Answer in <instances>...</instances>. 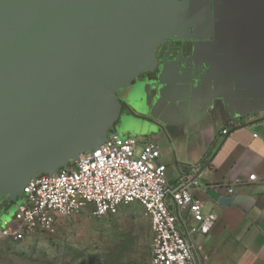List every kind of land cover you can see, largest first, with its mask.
<instances>
[{
  "label": "water",
  "instance_id": "obj_1",
  "mask_svg": "<svg viewBox=\"0 0 264 264\" xmlns=\"http://www.w3.org/2000/svg\"><path fill=\"white\" fill-rule=\"evenodd\" d=\"M192 1L0 0V197H23L30 179L69 169L68 160L105 142L114 91L150 68L159 41L192 38L185 26ZM214 4L213 41L194 44L186 58L164 53L156 77L134 83L126 96L156 123L124 117L115 131L150 140L210 123L212 88L233 119L264 110V10L252 0ZM200 60L202 79L193 75ZM153 88L163 118L148 106Z\"/></svg>",
  "mask_w": 264,
  "mask_h": 264
},
{
  "label": "built area",
  "instance_id": "obj_2",
  "mask_svg": "<svg viewBox=\"0 0 264 264\" xmlns=\"http://www.w3.org/2000/svg\"><path fill=\"white\" fill-rule=\"evenodd\" d=\"M221 133L228 134V128ZM159 156V147L149 141L109 132L103 144L82 153L69 169L30 179L22 188L23 201L0 229V238L18 243L32 235H54L63 219L84 211L113 216L135 204L150 222L151 264H196L185 234L200 231L202 204L192 194L194 181L189 178L176 187L167 184ZM257 180L255 174L248 176L249 182Z\"/></svg>",
  "mask_w": 264,
  "mask_h": 264
},
{
  "label": "crops",
  "instance_id": "obj_3",
  "mask_svg": "<svg viewBox=\"0 0 264 264\" xmlns=\"http://www.w3.org/2000/svg\"><path fill=\"white\" fill-rule=\"evenodd\" d=\"M138 140L159 147L157 162L165 165L170 187L184 177L194 181L191 192L202 204L204 221L199 232L185 235L196 264H264V110ZM250 174L258 180L249 182ZM10 201L0 197L2 213Z\"/></svg>",
  "mask_w": 264,
  "mask_h": 264
},
{
  "label": "rangeland",
  "instance_id": "obj_4",
  "mask_svg": "<svg viewBox=\"0 0 264 264\" xmlns=\"http://www.w3.org/2000/svg\"><path fill=\"white\" fill-rule=\"evenodd\" d=\"M115 132L139 134L119 128ZM22 201L12 198L10 219ZM151 240L149 219L138 205L108 217L84 211L61 220L54 235H32L18 243L0 238V264H151Z\"/></svg>",
  "mask_w": 264,
  "mask_h": 264
},
{
  "label": "flooded vegetation",
  "instance_id": "obj_5",
  "mask_svg": "<svg viewBox=\"0 0 264 264\" xmlns=\"http://www.w3.org/2000/svg\"><path fill=\"white\" fill-rule=\"evenodd\" d=\"M177 2H182L184 0H176ZM254 5L259 3L261 6L260 9L264 10V0H252ZM256 6H253V8ZM187 12L190 14L185 26L187 31L191 35V39L189 38H165L159 41L153 49V59L150 65V68L137 77H135L128 87L119 88L114 91L116 103H117V111L116 117L112 124V131L114 127L122 120L124 117H132L140 120H148L152 123H156L153 119L148 116L139 114L132 107L128 106L125 102L126 96L130 92L132 86L136 82H142L144 80H153L156 77V73L160 68V61L163 59V54L167 53V60H171L172 58L177 57L179 52L182 53V56L186 58L193 50L194 44L210 42L214 39V25H215V4L214 0H193L187 7ZM263 12V11H262ZM186 35V33H183ZM188 36V35H187ZM196 37V38H195ZM197 70L193 73L196 78H203L204 71L207 67L202 60L197 62ZM191 77V74L189 75ZM199 80V79H198ZM215 90L212 88V98L213 105L215 108L210 111V122L212 123H229L231 121L237 120L230 117L229 110H222L219 100L215 99ZM157 97V89L153 88L148 91L147 95V103L150 109H153V113L158 115V118H163L164 111L158 112L153 108L154 101ZM112 131H108L112 132ZM124 136H130V134H126ZM12 207L11 203H7L4 205V212L7 209ZM2 210H0V216L2 215Z\"/></svg>",
  "mask_w": 264,
  "mask_h": 264
},
{
  "label": "trees",
  "instance_id": "obj_6",
  "mask_svg": "<svg viewBox=\"0 0 264 264\" xmlns=\"http://www.w3.org/2000/svg\"><path fill=\"white\" fill-rule=\"evenodd\" d=\"M114 264V263H113Z\"/></svg>",
  "mask_w": 264,
  "mask_h": 264
}]
</instances>
